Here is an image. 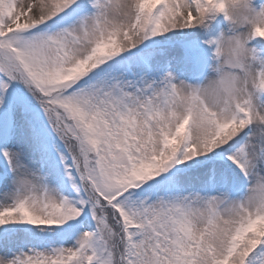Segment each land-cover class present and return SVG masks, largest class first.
<instances>
[{
    "label": "snow or ice",
    "instance_id": "obj_1",
    "mask_svg": "<svg viewBox=\"0 0 264 264\" xmlns=\"http://www.w3.org/2000/svg\"><path fill=\"white\" fill-rule=\"evenodd\" d=\"M214 3L0 0V264H264V75L203 101Z\"/></svg>",
    "mask_w": 264,
    "mask_h": 264
},
{
    "label": "clouds",
    "instance_id": "obj_2",
    "mask_svg": "<svg viewBox=\"0 0 264 264\" xmlns=\"http://www.w3.org/2000/svg\"><path fill=\"white\" fill-rule=\"evenodd\" d=\"M252 0H215L211 6L213 17L221 16L227 30L218 31L212 40L209 71L211 75L200 86V95L210 106H222L225 83L235 82L237 92L245 84H253L264 70H258L255 78L251 70L252 52L248 47L257 28L264 30V16L252 11ZM242 69V71H235ZM187 99L179 105L183 109Z\"/></svg>",
    "mask_w": 264,
    "mask_h": 264
},
{
    "label": "rangeland",
    "instance_id": "obj_3",
    "mask_svg": "<svg viewBox=\"0 0 264 264\" xmlns=\"http://www.w3.org/2000/svg\"><path fill=\"white\" fill-rule=\"evenodd\" d=\"M261 4H264V0H252V6L257 8V9H259V6ZM227 28H228V25L223 20V17L217 16L215 18V21L212 24L211 34L215 35L218 31L227 30ZM255 43H256L257 47H259L261 49L262 53H264V42L257 40V41H255ZM181 55H182V49L180 48L179 45H177L176 47L169 50L167 58L173 59V65L175 67V60L178 59ZM204 62L206 64L210 63V56L207 54V52H205ZM199 72H202V74L199 76V79H203L204 76H210L211 75V72L208 69L202 68L200 66H197L196 68L192 69L193 74H196ZM177 74L180 76L181 79H188V75H186V74H180L179 72Z\"/></svg>",
    "mask_w": 264,
    "mask_h": 264
}]
</instances>
